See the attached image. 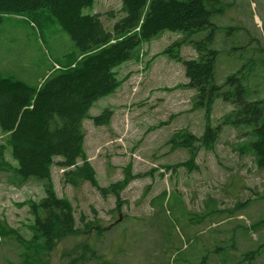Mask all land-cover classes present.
Masks as SVG:
<instances>
[{
    "label": "rangeland",
    "instance_id": "rangeland-1",
    "mask_svg": "<svg viewBox=\"0 0 264 264\" xmlns=\"http://www.w3.org/2000/svg\"><path fill=\"white\" fill-rule=\"evenodd\" d=\"M222 3L223 12L212 17L217 82L223 84L246 64L251 98L263 99L264 0ZM122 5V0H95L83 13L103 14L111 30ZM111 10L112 19L106 15ZM210 32L208 27L192 39ZM184 36L166 31L144 43L138 59L114 69L119 87L99 98L84 120V156L101 187L127 180L117 189L120 197L86 181L78 187L66 184L57 164L62 157H56L54 189L72 202L77 227L83 228L81 216L98 223L49 252L31 251L14 236L0 235V264H204L203 259L205 264H264V169L247 147L252 131L226 121L235 107L222 98L210 113L195 106L196 92L187 86L182 59L198 53L190 43L167 50ZM75 51L70 34L48 10L8 15L0 23V77L11 75L39 87L55 68L68 65ZM106 109L113 112L110 124L96 125L91 117ZM207 126L219 127L215 143L195 140L194 166L184 164L193 154L171 143V137L187 131L201 139ZM9 141L0 126V152L11 166L0 171V222L28 241L33 238L31 203L46 195V181L20 182ZM83 243L97 259L76 260Z\"/></svg>",
    "mask_w": 264,
    "mask_h": 264
},
{
    "label": "trees",
    "instance_id": "trees-1",
    "mask_svg": "<svg viewBox=\"0 0 264 264\" xmlns=\"http://www.w3.org/2000/svg\"><path fill=\"white\" fill-rule=\"evenodd\" d=\"M94 2L0 0V23L8 15L48 10L70 34L77 48L70 54L68 65L55 68L54 74L39 87L11 75L0 77V126L10 136L12 155L18 162V178L22 183L31 178L46 181V195L31 203L33 238L25 241L18 231L1 222L0 235L4 238L14 236L19 243L29 245L26 247L31 251L40 248L49 252L65 238L80 235V230L88 232L98 223V220L86 221L81 216L83 228L77 227L72 202L58 196L54 189L52 166L56 157H62L57 164L64 169L62 177L66 184L78 187L86 181L103 193L112 190L117 198L120 197L117 189L127 180L101 187L95 168L84 156V120L90 117L89 111L99 98L112 94L119 87L114 69L138 59L142 45L166 31L185 34L168 51L172 48L176 52L177 48L190 43L198 53L193 59L173 55L182 59L187 86L196 92L195 106L210 113L217 98L234 104V111L227 115L226 121L235 128L246 126L251 129L247 147L254 153L258 166L264 169V98H251L248 65L228 75L223 84L216 78L219 50L214 47L217 26L212 17L223 12L220 9L224 6L222 0H122V16L111 30L102 20L103 14L83 13V9ZM115 14L113 10L106 12L107 18L111 19ZM208 27L211 32L205 38L193 41V34ZM112 116L113 112L106 109L91 118L99 126L110 124ZM218 130L219 127L207 126L201 139L187 131L177 132L170 141L191 151V159L184 164L192 167L196 153L194 141L210 146L215 143ZM80 158H83L82 163H79ZM9 168V162L0 152V171ZM165 194L160 196L162 204L167 199ZM81 248L82 253L76 260L97 259L96 251L88 243H83ZM87 252L89 256H86Z\"/></svg>",
    "mask_w": 264,
    "mask_h": 264
}]
</instances>
